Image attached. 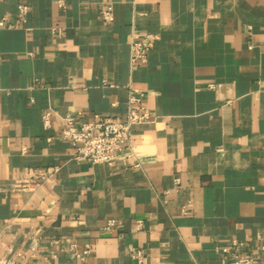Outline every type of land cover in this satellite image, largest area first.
I'll return each mask as SVG.
<instances>
[{
	"label": "crops",
	"instance_id": "1",
	"mask_svg": "<svg viewBox=\"0 0 264 264\" xmlns=\"http://www.w3.org/2000/svg\"><path fill=\"white\" fill-rule=\"evenodd\" d=\"M2 19L1 257L231 264L237 241L264 264V0H0ZM131 91L151 121L114 163L78 161L66 117H124Z\"/></svg>",
	"mask_w": 264,
	"mask_h": 264
},
{
	"label": "built area",
	"instance_id": "2",
	"mask_svg": "<svg viewBox=\"0 0 264 264\" xmlns=\"http://www.w3.org/2000/svg\"><path fill=\"white\" fill-rule=\"evenodd\" d=\"M30 7L25 3L17 5L18 18L25 22ZM102 18L106 22L113 20L112 8L106 7L101 11ZM4 25V19L0 20V26ZM152 47V40L146 42L133 40L130 44L131 60L136 66L147 64L148 52ZM152 115L142 101V94L131 91L127 99V110L124 117H99L94 121L75 124L73 116H67L61 129V137L69 143L75 152L78 161L91 165H105L114 163L130 145V138L134 126L150 122ZM45 128H50V113L43 116ZM51 170H34L29 173L23 183L36 186L49 177ZM114 225L112 220L107 222V229ZM243 244L232 241L230 246L222 249L224 254L231 256V264H252L253 256H244L241 253ZM138 264H143L144 255L136 253ZM0 264H18L16 261L0 256Z\"/></svg>",
	"mask_w": 264,
	"mask_h": 264
}]
</instances>
